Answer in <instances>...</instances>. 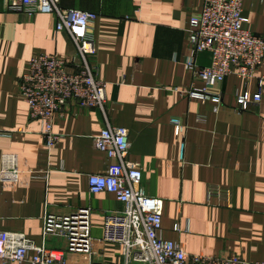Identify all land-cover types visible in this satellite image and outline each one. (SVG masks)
I'll use <instances>...</instances> for the list:
<instances>
[{
	"label": "crops",
	"instance_id": "1",
	"mask_svg": "<svg viewBox=\"0 0 264 264\" xmlns=\"http://www.w3.org/2000/svg\"><path fill=\"white\" fill-rule=\"evenodd\" d=\"M203 1L59 0L63 8L97 14L92 60L106 82L107 103L104 111L70 104L56 113L53 131L61 137L50 150L42 123L29 117L19 96V81L32 57L71 55L75 47L55 30L53 14L0 13V132L9 133L0 136V169L4 154H14L19 168L17 181L0 179V232H21L41 244L47 213L86 207L94 259L123 263L118 245L101 242L103 216L122 204L112 193L88 190V175L103 174L111 162L92 142L108 124L129 131L128 160L140 167L146 193L163 202L165 239L191 255L264 261V58L253 78L231 74L208 87L221 96L217 111L189 97L204 86L185 68L189 19ZM241 13L243 28L264 36V0H242ZM195 62L208 66L211 56L199 53ZM258 89L260 102L237 108V95ZM174 118L186 127L179 137ZM209 186L229 189L230 202L208 198ZM44 242L64 245L57 237Z\"/></svg>",
	"mask_w": 264,
	"mask_h": 264
},
{
	"label": "built area",
	"instance_id": "2",
	"mask_svg": "<svg viewBox=\"0 0 264 264\" xmlns=\"http://www.w3.org/2000/svg\"><path fill=\"white\" fill-rule=\"evenodd\" d=\"M241 4L242 0H204L200 10L189 19L187 33L191 55L185 60V68L204 86L193 87L188 95L214 103L215 111L222 99L208 87L231 74L245 80L253 78L264 58V36L243 28L246 19L242 16ZM2 11L25 12L30 16L38 12L53 14L55 30L66 32L75 47L71 55L53 53L32 57L28 71L19 81V96L27 104L29 117L42 123L41 135L50 150L61 137L53 131L56 113L70 104L105 110L106 82L99 78L92 60L96 54L92 28L97 14L63 8L59 0H0V13ZM202 52L211 56L210 64L205 67L195 62L196 55ZM261 96L260 89L254 94H239L235 100L237 108L246 110L252 103L260 102ZM171 125L177 137L184 134L186 127L180 120L172 119ZM3 135L9 133L0 132V136ZM92 142L111 162L103 174L88 175V190L91 194L112 193L122 204L121 210L103 216L101 239L102 244L119 246L121 264H264V261L245 260L236 254L191 255L178 242L165 239L162 235L163 202L146 193L140 167L128 160L131 146L128 129L107 124L92 137ZM183 147L182 141V150ZM18 175L17 157L2 155L1 181L15 182ZM212 196L223 197L229 203L231 192L220 186H209L207 197ZM91 228V211L86 207L66 214L47 213L43 217L41 244L21 232H0V264H120L94 259ZM49 237L62 239L63 247L46 246L44 241Z\"/></svg>",
	"mask_w": 264,
	"mask_h": 264
}]
</instances>
